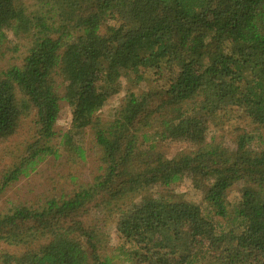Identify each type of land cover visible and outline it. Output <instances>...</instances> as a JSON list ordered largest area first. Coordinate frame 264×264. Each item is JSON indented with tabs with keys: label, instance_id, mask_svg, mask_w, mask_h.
<instances>
[{
	"label": "trees",
	"instance_id": "trees-1",
	"mask_svg": "<svg viewBox=\"0 0 264 264\" xmlns=\"http://www.w3.org/2000/svg\"><path fill=\"white\" fill-rule=\"evenodd\" d=\"M0 0V147L29 118L32 136L0 171V195L48 157L60 102L61 145L83 159L87 128L101 174L38 208L0 215V241L24 245L3 264H264V0ZM18 51V50H12ZM132 88L111 122L97 113ZM247 121L234 148L205 143L210 128ZM195 149L171 158L159 144ZM189 175L201 203L175 196ZM240 186L238 198L228 192ZM160 191L151 193L154 188ZM113 218L110 250L100 222Z\"/></svg>",
	"mask_w": 264,
	"mask_h": 264
},
{
	"label": "rangeland",
	"instance_id": "rangeland-1",
	"mask_svg": "<svg viewBox=\"0 0 264 264\" xmlns=\"http://www.w3.org/2000/svg\"><path fill=\"white\" fill-rule=\"evenodd\" d=\"M24 2L29 10L34 9L31 1L19 0ZM9 44L8 52L0 59V70L6 69L10 65H18L21 61V55L25 51V41L21 38H15L11 34L8 35ZM18 51H12V50ZM121 91L111 97L105 106L97 113V118L101 123L107 124L114 118V114L119 109L125 95L129 92H138L144 90L146 85L141 84L140 88H132L125 80H121ZM60 112L55 125L56 137L52 140V146L58 151V158L48 157L41 162L36 170L28 177L20 178L17 182L11 184L4 193L0 195V215L6 214L14 206L25 205L33 208L41 207L46 200L51 198H59L62 195H68L78 187L92 183L94 178L101 174L100 166V149L97 147L94 134L90 128H87L81 138L80 146L83 149V159L72 158L64 146L61 145V136L70 128L71 112L65 102H60ZM32 118L25 120L20 131L12 137L6 144L0 147V171L14 160L17 150L21 148V144L28 140L34 131L30 125ZM247 121L233 120L220 126L210 128L205 137V143H220L224 148H234V138L238 134L237 131L243 129L250 130ZM24 143L22 144V146ZM195 149L193 145L186 142H168L159 144L157 151L161 152L165 157L171 158L178 152H191ZM240 186L233 187L228 192L227 199L229 202H235L239 196ZM175 196L180 199L197 204L201 203V195L198 189L193 185L189 175H185L180 183L170 187ZM160 191V188L154 187L151 193ZM104 230L108 233L110 250L120 243L119 235L115 231L113 218L100 222ZM26 246L9 245L4 241H0V264L3 255H19Z\"/></svg>",
	"mask_w": 264,
	"mask_h": 264
}]
</instances>
